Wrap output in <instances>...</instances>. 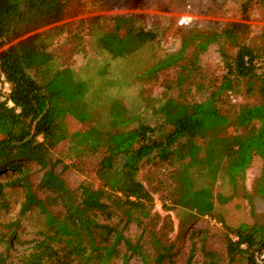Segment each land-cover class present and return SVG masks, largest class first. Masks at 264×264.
<instances>
[{
    "label": "trees",
    "instance_id": "obj_1",
    "mask_svg": "<svg viewBox=\"0 0 264 264\" xmlns=\"http://www.w3.org/2000/svg\"><path fill=\"white\" fill-rule=\"evenodd\" d=\"M247 2L242 5L243 13ZM64 14L61 0H0V79L3 77L9 84V98L13 103L9 107L7 102L0 101V209H7V190L19 186L24 191V201L18 214L26 216L28 212L39 218L40 225L39 237L31 242L28 253L19 257V264H116L120 243L126 250L121 256L122 264L127 263V252H136L143 264H150L146 255L131 244L123 228L117 229V224L111 223L116 210L124 226L131 222L140 226L149 217L153 196L139 178L144 165L168 166L175 179L182 176L189 163L195 166L205 163L211 180L216 179L222 168L226 180L236 189L238 181L244 179L246 168L257 156L262 161L263 179L259 193L264 195V44L261 55L237 44L238 34L246 28L238 23L220 32L191 33L182 40L180 52L164 56L150 69L154 72L173 65L193 44L191 66H181L178 73L181 84L190 79L199 54L210 44L225 39L235 44L237 51L227 57L221 50L223 57H227L226 75L216 91L191 102L167 98L159 107L162 118L159 129L141 123L128 128L132 120L125 116L124 107L114 101L109 119L114 131L102 132L94 127L83 132L87 149L101 155L96 169L100 187L82 183L71 190L61 182L50 180L52 177L45 171L43 174L49 151L63 139L81 135L79 132L68 134L66 120L83 123L90 117L83 95L85 85L74 79L70 69L43 71L53 59L47 39L56 27L38 30L61 21ZM114 22V30L99 41L112 58L130 55L156 38L153 31L135 24V16L118 17ZM119 29L123 34H119ZM231 77L249 82L258 79L260 95L259 104L238 109L233 121L223 110L221 98L227 92L232 103V93L228 90ZM255 122L259 123L257 129L240 132L241 128L253 127ZM228 127L234 134L221 136ZM206 139L208 148L201 159L200 143ZM29 161L36 162L41 169L38 185L51 192L44 199L37 197L29 185L26 164ZM187 195L191 199L190 207L182 197L175 203L195 209L198 215L213 216L209 189ZM230 198L218 195L216 201L226 204ZM100 218L104 222H99ZM231 232L233 237L225 238L227 261L233 263L238 254H247V263L257 264L253 254L264 252V225L243 224L229 229L228 233ZM17 239L16 228L0 232V244L4 246L0 264L6 262L9 248Z\"/></svg>",
    "mask_w": 264,
    "mask_h": 264
},
{
    "label": "rangeland",
    "instance_id": "obj_2",
    "mask_svg": "<svg viewBox=\"0 0 264 264\" xmlns=\"http://www.w3.org/2000/svg\"><path fill=\"white\" fill-rule=\"evenodd\" d=\"M61 2L65 8L63 19L38 30L56 27L47 39L53 59L43 71L70 69L74 79L85 85L83 95L90 117L83 123L66 120L70 129L68 134L79 132L81 135L65 138L49 151L43 174L45 171L52 177L50 180L61 182L71 190L82 183H89L94 188L101 186L96 174L101 155L87 149L83 132L94 127L102 132H113L109 119L114 101L124 107L125 116L132 120L128 128L141 123L159 129L162 124L159 107L167 98L181 102L202 100L221 86L226 75L227 57H232L237 51L236 45L225 39L210 44L205 52L199 54L197 66L190 72V79L181 84L178 73L181 66H191L193 44L173 65L154 72L150 70L164 56L180 52L182 40L186 36L195 32H220L233 23L243 24L246 28L238 34L236 43L253 49L258 55L262 54L264 0ZM245 2L246 13H243L242 5ZM125 16H135V24L153 31L156 38L130 55L112 58L101 48L99 41L104 34L114 30L116 18ZM119 27L123 29L121 25ZM118 32L123 34L120 29ZM230 84L228 90L234 95V101L231 103L228 100L227 92L222 93L221 98L223 110L233 121L238 109L259 104V81L255 78L249 82L247 79L231 77ZM258 126L259 123L255 122L253 127L241 128L240 132L246 133ZM232 130L225 128L221 136L234 134ZM207 141L200 143L201 159L206 155ZM51 163L54 165L50 166ZM26 164L33 192L39 198H46L51 192L38 185L42 175L39 165L34 161ZM183 171L182 176L174 179L173 171L168 166L144 165L139 178L153 196L149 217L140 226L133 222L124 226L123 222H119V211L116 210L111 223L117 224V229L123 228L131 244L146 255L150 264H248L247 254H238L233 263L227 261L225 238L228 235L233 237L232 232L228 233L229 229L234 230L243 224L257 227L264 225V195L259 193L263 182L261 159L253 157L245 170L244 179L238 181L236 189L228 183L222 168L214 181L209 177L205 163L198 166L189 163ZM205 189H209L208 200L213 204L211 217L206 216V213L198 215L195 209L189 208L191 199L187 193ZM218 195L231 198L228 203L219 204L216 201ZM179 197L189 207L175 203ZM23 201V189L13 186L6 193L7 209H0V232L16 228L18 236L9 248L4 264H19V257L28 253L31 242L39 237V218L30 216L28 212L26 216L18 214ZM99 222H104V219L100 218ZM3 248V244H0V251ZM117 249L120 252L116 264H122L121 256L126 250L122 243L117 244ZM126 264H143V261L136 252H127Z\"/></svg>",
    "mask_w": 264,
    "mask_h": 264
},
{
    "label": "built area",
    "instance_id": "obj_3",
    "mask_svg": "<svg viewBox=\"0 0 264 264\" xmlns=\"http://www.w3.org/2000/svg\"><path fill=\"white\" fill-rule=\"evenodd\" d=\"M9 95H10L9 84L6 82V80L3 77H1L0 79V101L7 102V105L9 107L10 106L12 107L13 103L11 102ZM230 98L232 99V101H234L232 95H230ZM253 260L257 264H264V252L263 253L254 252Z\"/></svg>",
    "mask_w": 264,
    "mask_h": 264
}]
</instances>
